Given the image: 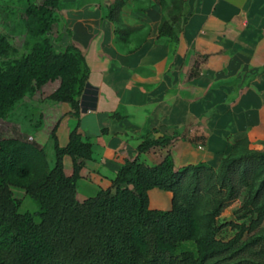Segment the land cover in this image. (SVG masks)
Wrapping results in <instances>:
<instances>
[{
  "label": "crops",
  "instance_id": "1",
  "mask_svg": "<svg viewBox=\"0 0 264 264\" xmlns=\"http://www.w3.org/2000/svg\"><path fill=\"white\" fill-rule=\"evenodd\" d=\"M117 1L65 0L88 67L80 116L63 102L54 127L62 147L77 124L92 145L77 198L112 187L129 161L218 169L231 155L263 152L264 0H122L111 17ZM148 196L150 209L173 207L171 191Z\"/></svg>",
  "mask_w": 264,
  "mask_h": 264
},
{
  "label": "trees",
  "instance_id": "2",
  "mask_svg": "<svg viewBox=\"0 0 264 264\" xmlns=\"http://www.w3.org/2000/svg\"><path fill=\"white\" fill-rule=\"evenodd\" d=\"M123 4L118 0L110 16L117 15ZM36 60L43 78H61L59 88L50 98L71 104V115L79 117L82 112L79 93L83 91L87 95L88 78V67L81 52L75 47L65 53L47 50ZM78 71L84 73L80 82L74 76ZM28 78L27 73L16 77L15 96L10 103L23 95V80ZM52 137L53 168L42 182L21 186L39 204L36 215L20 213V201L12 190L17 184L11 181L10 175L25 178L30 172L27 163L22 161V145L6 141L0 148V264H221L218 257L231 250L240 237L227 243L216 239L215 219L224 201L215 207L204 233L200 232L192 205L186 207L182 203L186 193L184 180L189 175L191 182L199 184L204 170H221L223 188L228 187V198H233L239 184H250V165L264 162V151L231 155L218 169L201 164L175 171L169 157L155 167L138 160L129 161L112 187L80 201L77 181L86 161L92 158V145L83 141L78 124L71 131L67 146L60 145L56 129ZM151 146L145 143L140 151ZM66 157L72 159L70 174L65 169ZM240 168L243 171L237 186L231 180ZM152 188L173 193L171 210L150 209L148 192ZM255 212L257 217L252 219V228L264 220L263 208L256 207ZM190 242L195 250L186 248Z\"/></svg>",
  "mask_w": 264,
  "mask_h": 264
},
{
  "label": "rangeland",
  "instance_id": "3",
  "mask_svg": "<svg viewBox=\"0 0 264 264\" xmlns=\"http://www.w3.org/2000/svg\"><path fill=\"white\" fill-rule=\"evenodd\" d=\"M67 7L65 0H0V148L6 141L22 145V161L27 163L29 175H10L17 184L12 190L20 201L21 214L36 215L40 209L21 186L42 182L55 164L52 131L62 102L50 96L59 88L61 78H43L36 59L47 50L65 53L74 47L65 20ZM23 73L29 77L23 80L24 93L10 103L15 96L16 77ZM74 76L80 82L84 73L78 71ZM79 94L82 97L84 92ZM248 170V186H238L241 168L231 180L238 186L233 198H228L229 188H223L221 170H204L199 184L191 182L189 175L183 183L186 193L182 203L192 205L200 232L204 233L215 207L224 201L215 219L216 239L227 243L240 238L218 257L221 264H264V220L251 227L252 219L257 217L255 208L264 209V162L252 163ZM186 248L195 250L192 242Z\"/></svg>",
  "mask_w": 264,
  "mask_h": 264
}]
</instances>
